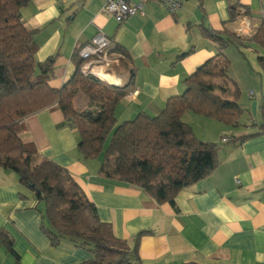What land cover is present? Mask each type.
Segmentation results:
<instances>
[{
	"label": "crops",
	"instance_id": "obj_1",
	"mask_svg": "<svg viewBox=\"0 0 264 264\" xmlns=\"http://www.w3.org/2000/svg\"><path fill=\"white\" fill-rule=\"evenodd\" d=\"M106 1L30 0L20 16L28 29H36L35 59L53 58L51 88L61 87L71 76L80 60L79 49L97 33L109 39L106 73L118 81L110 83L132 82V92L115 108L118 122L139 112L155 115L168 97L184 91V79L217 54V43L205 31L249 37L264 19V0H183L174 14L157 0H146L142 14L118 22L104 9ZM117 45L124 54L115 50ZM230 46L253 50L257 56L264 53L256 44H228L225 56ZM263 95L249 90L238 101L243 111L236 126L212 123L193 112L183 115L198 139L216 141L219 164L207 177L180 190L175 207L157 203L137 186L103 178L101 159L83 157L77 129L64 123L56 107L27 116L21 138L67 169L95 204L99 220L130 249L137 234L147 231L139 239V264H264ZM89 105L82 92L73 98L76 109ZM257 112L261 117L252 119ZM196 120L211 124L213 131L198 136ZM42 224L48 226L44 206L40 208L34 194L19 185L15 172L0 168V230L12 241L18 264H79L93 259L91 251L67 239L52 246ZM0 264H17L1 239Z\"/></svg>",
	"mask_w": 264,
	"mask_h": 264
},
{
	"label": "trees",
	"instance_id": "obj_2",
	"mask_svg": "<svg viewBox=\"0 0 264 264\" xmlns=\"http://www.w3.org/2000/svg\"><path fill=\"white\" fill-rule=\"evenodd\" d=\"M29 1L0 0V168L15 172L19 185L33 193L38 204L43 202L48 226L41 228L52 246L67 239L93 253L92 260L79 264H139V239L147 231L137 234L132 249L116 238L67 169L23 141L24 119L45 108H58L64 123L77 129L83 157L101 159L103 178L137 186L157 203L175 207L180 190L207 177L219 164L218 144L198 139L182 117L193 112L225 125L238 124L243 109L239 89L227 73L224 50L228 44L264 49V19L249 37L205 31L217 43V54L184 79V91L168 97L155 115L139 112L117 123L115 108L132 92V82L115 85L84 74L80 58L62 86L51 88L53 58L35 59L36 29H28L21 20V8ZM234 18L231 10L230 20ZM115 50L124 54L121 46ZM257 63L264 83V53L258 54ZM78 92L89 98L88 109L74 108ZM262 107L264 114V95ZM0 239L18 264L12 241L1 230Z\"/></svg>",
	"mask_w": 264,
	"mask_h": 264
},
{
	"label": "built area",
	"instance_id": "obj_3",
	"mask_svg": "<svg viewBox=\"0 0 264 264\" xmlns=\"http://www.w3.org/2000/svg\"><path fill=\"white\" fill-rule=\"evenodd\" d=\"M146 0H107L104 9L114 16L116 21L121 22L126 17L136 13L142 14V6ZM167 11L176 13L181 7L183 0H157ZM109 39L103 33H97L89 43L83 45L79 51V57L83 61L81 72L93 74L104 79L96 72L97 68L108 69L110 67V57L108 55ZM108 82V81H107ZM226 141L227 138H223Z\"/></svg>",
	"mask_w": 264,
	"mask_h": 264
},
{
	"label": "rangeland",
	"instance_id": "obj_4",
	"mask_svg": "<svg viewBox=\"0 0 264 264\" xmlns=\"http://www.w3.org/2000/svg\"><path fill=\"white\" fill-rule=\"evenodd\" d=\"M225 53L227 59L229 60L227 73H230V76H228L234 79V82L239 89L238 101L240 102L242 98L245 99L249 90H253L257 93L258 97H260V95L264 92V83L261 79V69L257 63L256 53L250 49H238L234 46H230V48L226 50ZM107 74L109 75V73ZM252 117V119H259L261 117L260 112H257L255 115L252 114ZM207 119V121L217 123L214 119L208 117ZM193 126L195 127L198 136H204L205 134H209L211 131H213V126H211V124H205L204 122L202 123L198 120L193 123ZM42 206H44V204L43 202H40L39 207L41 208Z\"/></svg>",
	"mask_w": 264,
	"mask_h": 264
},
{
	"label": "bare ground",
	"instance_id": "obj_5",
	"mask_svg": "<svg viewBox=\"0 0 264 264\" xmlns=\"http://www.w3.org/2000/svg\"><path fill=\"white\" fill-rule=\"evenodd\" d=\"M102 70H104V69H101V68H97L96 69V72L99 74V75H101L104 79H106V80H108V82L110 83V80H111V82L112 83H117L116 82V80L115 79H111L112 77H110V75H108L106 72H108V71H106V70H104V71H102ZM106 71V72H105Z\"/></svg>",
	"mask_w": 264,
	"mask_h": 264
},
{
	"label": "water",
	"instance_id": "obj_6",
	"mask_svg": "<svg viewBox=\"0 0 264 264\" xmlns=\"http://www.w3.org/2000/svg\"><path fill=\"white\" fill-rule=\"evenodd\" d=\"M255 104H256L255 102L252 103V109L255 108Z\"/></svg>",
	"mask_w": 264,
	"mask_h": 264
}]
</instances>
